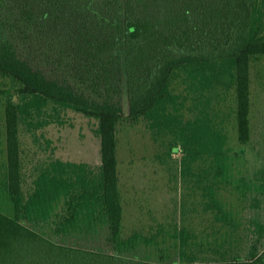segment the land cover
Wrapping results in <instances>:
<instances>
[{
    "label": "trees",
    "instance_id": "16d2710c",
    "mask_svg": "<svg viewBox=\"0 0 264 264\" xmlns=\"http://www.w3.org/2000/svg\"><path fill=\"white\" fill-rule=\"evenodd\" d=\"M262 58L264 0H0V75L16 95L5 107L0 264H264V221L242 232L221 194L231 185L264 200V170L234 179L225 128L227 106L249 141L251 66ZM67 109L97 120L101 163L52 157L27 183L21 128L35 133ZM124 117L172 139L170 154L182 151L183 174L197 177L220 223L213 238L186 225L123 235ZM101 234L106 246H89Z\"/></svg>",
    "mask_w": 264,
    "mask_h": 264
},
{
    "label": "rangeland",
    "instance_id": "374dc122",
    "mask_svg": "<svg viewBox=\"0 0 264 264\" xmlns=\"http://www.w3.org/2000/svg\"><path fill=\"white\" fill-rule=\"evenodd\" d=\"M251 81V132L247 143L239 141L236 121L232 111L230 113L225 106L229 114L225 127L229 138L228 147L236 158L234 179L240 176L254 177L264 170V58L252 63ZM14 88L9 77L0 75V176L3 175L7 158L5 107L9 97L16 99ZM5 89L7 94L2 92ZM228 101L227 105H230L233 97L229 96ZM124 109L127 112V104ZM96 127L95 118L67 109L61 122H52L35 133L21 128L20 141L27 183L34 169L52 157L84 161L97 167L101 163V156ZM117 135L123 235L128 236L136 230L151 235L163 228L172 230L176 226L186 225L199 239L206 241L213 238L220 223L215 221L211 212L205 211L201 192L195 187L197 177L183 174L182 151L170 154L172 139L170 141L164 135L155 136L144 119L132 123L127 117L119 123ZM193 166L195 170L201 171L204 165L196 163ZM221 194L234 212L238 213L236 215L241 222L242 232H246L245 228L247 225L249 227L254 217L264 221L261 193L248 192L249 197L244 199L237 189L228 185ZM255 197L259 200H255ZM248 232L254 237L252 231ZM163 237L162 233L159 238ZM88 243L89 246H106L102 234ZM209 254L211 256L214 253L211 250Z\"/></svg>",
    "mask_w": 264,
    "mask_h": 264
}]
</instances>
